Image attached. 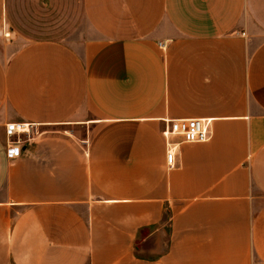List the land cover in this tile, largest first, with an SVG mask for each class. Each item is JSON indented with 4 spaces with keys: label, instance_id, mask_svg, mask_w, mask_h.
<instances>
[{
    "label": "crops",
    "instance_id": "obj_1",
    "mask_svg": "<svg viewBox=\"0 0 264 264\" xmlns=\"http://www.w3.org/2000/svg\"><path fill=\"white\" fill-rule=\"evenodd\" d=\"M257 262L264 0H0V264Z\"/></svg>",
    "mask_w": 264,
    "mask_h": 264
},
{
    "label": "built area",
    "instance_id": "obj_2",
    "mask_svg": "<svg viewBox=\"0 0 264 264\" xmlns=\"http://www.w3.org/2000/svg\"><path fill=\"white\" fill-rule=\"evenodd\" d=\"M6 39H12L10 32H5ZM9 134L27 132L25 124H10L7 128ZM167 138V160L171 167L177 164V149L179 143L171 140L172 136L182 138L183 142H206L211 138V121L203 119H180L169 122V125L163 130ZM19 148L15 146L8 147V155L13 157L18 154ZM255 264H261L259 262Z\"/></svg>",
    "mask_w": 264,
    "mask_h": 264
},
{
    "label": "rangeland",
    "instance_id": "obj_3",
    "mask_svg": "<svg viewBox=\"0 0 264 264\" xmlns=\"http://www.w3.org/2000/svg\"><path fill=\"white\" fill-rule=\"evenodd\" d=\"M19 38H15L14 40H17ZM54 39H58L67 43H73L76 39H80V38H54ZM79 131V130H77Z\"/></svg>",
    "mask_w": 264,
    "mask_h": 264
}]
</instances>
